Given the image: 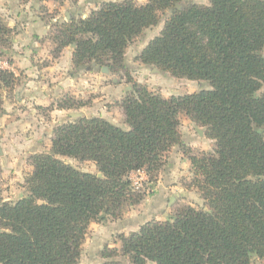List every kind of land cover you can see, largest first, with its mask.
Returning a JSON list of instances; mask_svg holds the SVG:
<instances>
[{
	"label": "trees",
	"instance_id": "16d2710c",
	"mask_svg": "<svg viewBox=\"0 0 264 264\" xmlns=\"http://www.w3.org/2000/svg\"><path fill=\"white\" fill-rule=\"evenodd\" d=\"M162 12L167 17L160 33L138 60L206 81L209 88L163 97L127 75L132 92L120 101L125 127L98 116L55 126L49 151L30 158L28 194L0 201V264H77L89 224L101 215L119 217L125 205L142 199L130 173L142 170L153 177L172 146L185 153L181 113L215 141L213 152L189 156L191 185L203 206H178L165 220L119 235L120 249L106 247L99 264H126L113 259L117 255L130 264L264 259V0L103 2L84 18L60 23L54 56L71 44L75 68L122 67L124 48ZM9 32L0 21V55ZM16 81L13 71L0 68V114L4 93ZM59 157L92 161L102 177Z\"/></svg>",
	"mask_w": 264,
	"mask_h": 264
},
{
	"label": "rangeland",
	"instance_id": "374dc122",
	"mask_svg": "<svg viewBox=\"0 0 264 264\" xmlns=\"http://www.w3.org/2000/svg\"><path fill=\"white\" fill-rule=\"evenodd\" d=\"M109 1L122 0H0V21L10 29L8 42L0 55V68L17 74L12 91L5 92L3 99L4 105V100L9 97L6 105L9 116L2 119L7 135V153L3 158L0 156V201L15 202L28 194L25 178L32 170L31 156L49 151L53 128L74 119L70 114L98 116L116 126L125 127L120 101L132 92V83L128 81L127 75L150 92L163 97L209 88L206 81L173 76L138 60V55L148 41L159 35L167 12H162L155 25L143 29L127 44L122 67L90 64L75 68L71 60L69 67L65 66V62L57 58L65 48L74 49V45L63 47L59 55L54 56L57 46L54 36L59 32L60 23L69 21L71 17L84 18L98 5ZM132 1L141 5L147 0ZM184 1L209 3V0ZM16 38H19V42L14 41ZM31 46L35 51L30 49ZM30 73L33 74L31 78H34V83L43 81L41 86L46 89L37 85V89H32L24 101L17 102L13 92L27 81ZM64 78L67 83L72 79L73 85L64 86ZM34 97L43 98L36 101ZM59 104L69 106V109H60ZM179 120L185 153L182 147L172 146L164 157V165L155 176L150 177L145 171L141 172V186L134 187L143 193L138 203L125 205L119 217L101 215V218L89 224L77 264H99L105 261L102 253L106 247L120 249L119 235L137 231L141 225L153 219L165 220L178 206H203L200 192L191 185L193 174L189 156L213 152L215 141L206 136L205 127L199 126L184 113L179 115ZM26 138L32 139L31 147H23ZM59 158L79 170L98 173L92 161ZM129 177L139 175L137 171H132ZM113 259L130 264L121 255ZM251 264H264V259L254 258Z\"/></svg>",
	"mask_w": 264,
	"mask_h": 264
},
{
	"label": "crops",
	"instance_id": "0c3cea01",
	"mask_svg": "<svg viewBox=\"0 0 264 264\" xmlns=\"http://www.w3.org/2000/svg\"><path fill=\"white\" fill-rule=\"evenodd\" d=\"M14 41H16V42H19V38H16ZM31 50H33V51H35V48L34 47H32L31 46V48H30ZM72 50H73V48L72 47H67V48H65L63 51H62V53H61V55L57 58V59H59V60H62V61H64L65 62V66L67 65L68 67H69V64H70V60H71V52H72ZM18 61V60H17ZM25 61V60H24ZM15 73V72H14ZM15 75H17V74H15ZM31 75H33V74H28V78H27V81H24V82H22L20 85V88L18 89V90H16V91H14L13 92V98H15V100L17 101V102H19V100H21V102L22 101H24L25 99H24V97L26 96V95H29L30 93H31V91H32V89L34 90V89H37V85H38V87H42V89H46V88H44V86H41V84H43V81L42 82H39V81H37V83H34V78H31L32 76ZM70 80H72V79H70ZM69 80V82L67 83V79H65L64 78V86H66V84L67 85H69V84H72L73 85V83H72V81H70ZM31 87H33V88H31ZM74 87V86H73ZM41 89V90H42ZM9 97H7L5 100H4V105H3V112L0 114V156H2V158H3V156H5L6 155V148H5V145H6V137H7V135L5 134V128H4V122H2V119H3V117L4 116H6V117H8L9 116V114H8V110H7V108H6V105L9 103V99H8ZM35 99H36V101H39L40 99H42L43 97H34ZM20 104V103H19ZM8 114V115H7ZM15 124V123H14ZM26 140V142H24L22 145H24L23 147H31L30 145V143H31V141H32V139H30V138H26L25 139ZM36 148V147H35ZM30 149V148H29ZM32 149H34V147L32 148ZM35 150H37V149H35ZM163 190V189H162Z\"/></svg>",
	"mask_w": 264,
	"mask_h": 264
},
{
	"label": "built area",
	"instance_id": "2783aa9c",
	"mask_svg": "<svg viewBox=\"0 0 264 264\" xmlns=\"http://www.w3.org/2000/svg\"><path fill=\"white\" fill-rule=\"evenodd\" d=\"M141 172H143V171L142 170H137V174L139 175V177L130 178L133 188L134 187L138 188L139 186H141V184H140V181H142Z\"/></svg>",
	"mask_w": 264,
	"mask_h": 264
},
{
	"label": "water",
	"instance_id": "95a60500",
	"mask_svg": "<svg viewBox=\"0 0 264 264\" xmlns=\"http://www.w3.org/2000/svg\"><path fill=\"white\" fill-rule=\"evenodd\" d=\"M103 69H105V68H103ZM70 116H72L73 118H76V117H80V114L79 113H73V114H70ZM97 176L102 177V173L98 172Z\"/></svg>",
	"mask_w": 264,
	"mask_h": 264
}]
</instances>
